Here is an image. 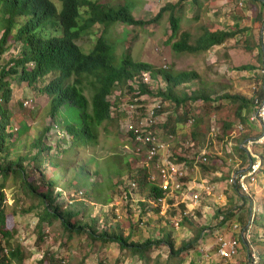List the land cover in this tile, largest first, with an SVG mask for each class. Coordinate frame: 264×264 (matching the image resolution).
<instances>
[{
	"label": "trees",
	"instance_id": "obj_1",
	"mask_svg": "<svg viewBox=\"0 0 264 264\" xmlns=\"http://www.w3.org/2000/svg\"><path fill=\"white\" fill-rule=\"evenodd\" d=\"M59 1L60 5L53 0H0V30H3L0 36V60L2 53L9 47L6 46L9 39L20 43L19 53L11 59L12 63L9 65L0 63V264H13V262L22 264L30 256L23 244L14 241L17 229L8 226L6 190L9 180L19 187L25 198L30 200L31 203L27 210L39 208L37 226L40 242L44 237L42 233L44 223L49 225L59 223L67 238L66 242L76 236H85L88 245L91 246L116 242L122 251L130 256L137 255L145 262L149 261L154 248L165 246L169 260L167 264H170L173 259L183 261L189 250L208 228L207 226L198 227L191 239L179 245L176 244L173 233L165 228L158 237L148 236L142 241H135L132 239V233L124 234L118 224L115 227H108L105 222L103 227L99 226V217L91 215L84 201L75 200L74 197L69 202L61 200L62 191L56 190L58 187L56 170L66 171V168L71 166L66 162V155H73L77 146L84 148L88 145L95 146L98 143L100 127H106L108 123L115 120L113 108L116 104L119 105V97L116 96L114 100L110 99L115 91H119V94L122 91H130L135 96V102L140 98L143 101L144 95L159 98L161 104L155 107L156 113L162 112L165 109L163 105L168 104L175 113L168 115L167 120L160 126L165 134L171 136H176L179 132L183 133L187 123L191 121V124L195 126L191 135L197 141V135L200 132L196 130V127H199L202 117H197L199 114L195 113L194 103L200 101L203 102L206 115L211 111L219 110L221 105L212 104L217 100L227 99L230 104H237L234 112L235 119L222 121V132L217 134V138H226L229 142L232 139L233 128L238 129L239 126H243L246 129V126H249L248 123L255 125L249 118L258 107L255 104L256 97L264 96L260 85L256 86L257 90L252 89L250 95H241L237 92L218 95L211 85L201 79L196 70H175L172 67L155 68L149 62L135 60L129 51L117 57L116 43L108 34V28L117 22L146 26L158 23L166 15L170 28L166 43L178 53H198L224 44L226 40L236 35L237 30L211 29L203 24L199 27L198 33L182 29L188 0L167 2L149 19L136 18L132 6L127 1L116 5L101 0ZM191 1L197 9H201V0ZM259 2L261 9L258 10L259 7H256L254 12L255 21L261 24V32L264 23V10L262 13L264 0H259ZM194 18L199 19L198 14ZM96 25H103V32L93 47L85 50L79 45L78 40ZM259 36L258 42L248 48L250 50L255 47L259 49L262 69L264 55L261 35ZM238 68L248 70L253 69L254 65L245 64ZM147 73L154 80H158L159 77L164 80L165 87L157 86L153 89L146 79L145 74ZM11 80L26 81L28 86H33L38 92L49 96L46 110L52 117V123L42 127L41 132L29 142L23 135L28 129L27 124L23 122V125L16 131L13 130L11 124L12 112L9 108L13 95ZM194 83L201 84L193 88ZM205 114L203 120H205ZM158 126L156 122L154 127ZM54 127L66 131L68 136L63 135L60 137L59 144L50 145L46 141L47 132ZM251 130H243L233 147L242 160L240 167L252 157L244 145L245 139L254 132L251 133ZM129 134L134 140L135 133L129 131ZM162 137L165 140L166 136L162 134ZM23 141L25 143H22ZM66 143L68 148L64 147ZM261 147L264 145H255L253 148L254 152L264 160L262 153L258 151ZM22 148L24 151L21 150ZM174 154L173 152L170 156L172 161H187L186 158L176 157ZM206 154V152L202 154L200 160L197 161L201 162V168L205 171L210 167L209 162L206 164L208 159ZM173 156L176 159L173 160ZM203 157L207 159L203 160ZM46 165L52 170L53 175L47 174ZM149 165H143L133 173L131 170L129 178L135 183V187L130 189L129 183L126 191L136 190L137 192L140 188L147 190V196L155 204L154 210L159 212L162 210L161 204L155 202H158V198L165 196L166 193L156 182L148 179ZM237 170L234 168L228 177ZM262 170L263 167L261 173ZM96 172L102 171L96 170ZM113 172L120 173L117 169ZM73 175L69 184L64 183V188L75 187L81 190L89 183V174L84 164H80L78 171ZM185 179L184 176L182 181ZM232 185L243 198V202L247 204L253 201V196L240 192L237 184ZM168 200L171 201L170 198ZM145 201H140V205H146ZM243 204L231 206L226 211L218 209L215 217L220 219L219 225L236 219L239 211L244 207ZM181 207L184 208V204H181ZM248 212L249 217L240 227L239 240L247 249L248 259L252 264L250 240L246 238L247 225L249 222L252 227L256 224V236L260 228H263L264 232V226L259 225L257 216L251 219L253 213L251 205H249ZM184 218L187 219L186 216ZM66 242L63 245H66ZM217 247L218 241L216 249ZM258 255L260 260L264 261V253ZM41 264H66V262L53 251L47 250L41 259ZM100 264H103L102 261Z\"/></svg>",
	"mask_w": 264,
	"mask_h": 264
},
{
	"label": "rangeland",
	"instance_id": "obj_2",
	"mask_svg": "<svg viewBox=\"0 0 264 264\" xmlns=\"http://www.w3.org/2000/svg\"><path fill=\"white\" fill-rule=\"evenodd\" d=\"M60 5L59 0H53ZM108 4H119L127 1L132 6L133 14L138 19H149L153 17L167 2L175 3L177 0H101ZM201 9H197L191 0L187 1L185 17L182 21V29L193 33L199 32L203 24L211 29L237 30L234 37L229 38L222 45L210 48L198 53H178L166 43L170 35L167 16L165 15L158 23L146 26L127 25L117 22L108 28V34L116 43L115 53L121 57L126 51L131 53L135 60L151 63L155 68L172 67L175 70H196L203 81L211 85L218 95L227 92H237L241 95H250L253 86L261 82V62L259 60V49L250 50L248 47L257 43L260 34V23L255 21L256 7L260 8L259 0H201ZM264 8H262L263 13ZM199 19L194 18L195 15ZM103 25H96L92 30L78 40L85 50H90L98 37L102 34ZM3 30H0V36ZM19 42L9 39V46L1 55V64H11L12 58L19 53ZM252 64L253 69H240L241 65ZM153 89L157 86L165 87V81L160 77L154 80L145 74ZM201 84V83H200ZM200 84L194 83L193 88ZM13 89L9 108L12 112L11 124L16 131L25 122L28 129L24 132L26 141H32L42 127L52 123V117L47 112L49 96L40 93L33 86H28L26 81L16 82L11 80ZM215 95V94H214ZM90 97V93H88ZM119 98V105L113 108L115 120L108 125L100 127L99 141L95 146L76 147L73 155H66L68 166L66 171L56 170L58 179L57 191H62L61 200L69 202L73 199L84 201L90 209L91 215L99 217V226L106 224L108 227L119 225L124 234L132 233V239L142 241L148 236L158 237L163 229L173 233L176 244L191 239L200 226H207L199 241L189 250L183 261L173 259L170 264H221L220 257L216 254V244L220 237L238 239V252L230 261V264H251L248 259L247 249L239 240L240 227L249 217L248 208L252 206L253 215L258 217L259 225L264 226V160L263 172L259 174L258 181L252 188L253 201L243 202V198L237 193L236 188L228 181L229 175L234 171V158L229 152L230 145L227 139L217 138L222 132L223 120L233 121L235 119V108L237 104H230L227 99L212 102L213 105H221L218 111L205 114L203 102H195V113L202 117L196 130L197 141L191 135L195 127L191 121L187 123L186 129L171 136L165 134L160 126L168 115L174 114L168 104L163 105L165 109L156 113L158 136L165 135L166 149L162 157L174 155L184 157L187 161L176 162L186 169V179L182 190L174 191L167 197V201L161 203L162 212L155 211L153 200L147 196L146 191L140 188L131 193L126 187L132 180L129 175L143 165H149V178L159 185L161 175L154 163L148 162L146 149L135 144L129 134V122L136 121L141 113H148L152 107L161 104L159 98L144 95L134 101L135 96L130 91H115L110 99ZM135 104L130 109L131 104ZM222 103V104H221ZM205 114V120H203ZM245 125V124H244ZM246 126V125H245ZM257 129L258 127L255 126ZM252 128V132L256 129ZM247 129H251L248 125ZM235 130V128H233ZM68 136L67 132L59 127H54L47 132L46 141L50 145L60 143L61 136ZM22 143H25L23 141ZM63 145V144H62ZM68 148V144L64 145ZM24 151V149H21ZM264 159V147L258 149ZM206 152L209 169L203 170L201 162H197ZM237 154V153H236ZM60 157V154H58ZM173 156V160L176 159ZM129 163L131 165H129ZM80 164L86 166L89 174L88 184L81 190L75 187L64 188L78 171ZM216 165V166H213ZM48 167V165H46ZM119 170L120 173L113 172ZM96 170L102 171L97 173ZM47 174L53 175L48 167ZM222 176L226 177L223 178ZM118 181V182H117ZM7 187L8 198V226L17 229L15 242L23 244L27 253H30L22 264H41V259L47 250L53 251L66 264H167L168 252L165 246L156 247L151 251L148 262L141 260L137 255L130 256L122 251L116 242L88 245L85 236L74 237L66 242V236L59 223L49 225L44 223L42 242L38 239V214L39 208L27 210L30 200L25 198L18 186L9 180ZM77 190V191H76ZM88 191V192H87ZM83 192V193H82ZM241 192V191H240ZM200 194L197 204L193 203L191 196ZM171 199L168 200V199ZM151 199V200H150ZM146 200V205H140V201ZM158 204V202H155ZM244 203V204H243ZM184 204V208L181 207ZM244 205L238 216L233 221L219 225L220 219L215 217L216 211H226L234 205ZM23 206V207H22ZM25 209V210H23ZM238 213V212H237ZM184 216L187 217L184 218ZM253 216V217H254ZM180 221L175 225V221ZM235 225H238L235 227ZM256 224L252 227L250 247L258 254L264 253V232L259 229L256 236ZM254 236V237H253ZM253 239V241H252ZM66 242V245L63 243ZM263 259L260 263L263 264ZM13 264H16L13 262Z\"/></svg>",
	"mask_w": 264,
	"mask_h": 264
},
{
	"label": "built area",
	"instance_id": "obj_3",
	"mask_svg": "<svg viewBox=\"0 0 264 264\" xmlns=\"http://www.w3.org/2000/svg\"><path fill=\"white\" fill-rule=\"evenodd\" d=\"M261 41H262V50L264 55V23L261 27ZM263 79L260 82V87L263 89L264 93V56L261 69ZM253 90H257L256 86H253ZM255 104L258 106L251 114L249 120L256 124L259 128L258 132L249 136L244 141V145L250 155L253 157L249 158L244 166L238 165L236 172H234L229 177V182L231 184H237L242 193H245L249 196H253L252 188L255 183L258 181L260 171L263 167V160L261 156L254 152L255 145H264V96L262 98L256 97ZM135 104L130 105V109L133 108ZM141 117L136 119V121L129 122V131L135 133V144L146 149V158L148 162L155 164L158 168L161 175V181L159 186L165 190V196L158 198V203L167 201V197L174 193V191L182 190L184 188V182L182 178L186 175V169L181 164H177L170 159V156L162 157L163 151L166 149L165 140L158 136L157 130L154 127L156 124V112L155 108L152 107L148 113H141ZM239 131L245 130L243 126L238 127ZM205 154V152L203 153ZM206 157H203V160H206ZM150 164V163H149ZM135 187V183H131ZM132 193V192H131ZM193 203L197 204L200 198V194L195 193L191 196ZM162 212V210H161ZM253 213L251 219L253 218ZM250 219V221H251ZM175 225L180 224L179 221L174 222ZM238 225H235L237 227ZM248 230L246 238L250 240V230L252 224L248 223ZM250 254L252 264H260V257L256 251L253 250ZM238 252V240L237 239H228L226 237H220L218 240V247L216 249V254L220 257L222 261L221 264H230L232 258Z\"/></svg>",
	"mask_w": 264,
	"mask_h": 264
},
{
	"label": "crops",
	"instance_id": "obj_4",
	"mask_svg": "<svg viewBox=\"0 0 264 264\" xmlns=\"http://www.w3.org/2000/svg\"><path fill=\"white\" fill-rule=\"evenodd\" d=\"M249 124V126H250V128L252 129V128H254L255 126H256V124L255 125H253V124H251V123H248ZM251 129H248L249 131L251 130ZM255 129H256V131H254L253 133H252V131H251V133L252 134H254V133H256V132H258L259 130V128L257 129L256 127H255ZM247 130V128L245 129V131ZM244 131V132H245ZM241 132L242 131H239V129H235V130H232V132H231V135H232V139L231 140H229V145H230V149H229V152L232 154V156H230V158H234V165H233V168H236L238 165H240L241 164V158L236 154V152L234 151V148L233 147H235V144H236V142L238 141L237 140V138L240 136V134H241ZM252 134H251V136H252ZM247 139V138H246Z\"/></svg>",
	"mask_w": 264,
	"mask_h": 264
}]
</instances>
